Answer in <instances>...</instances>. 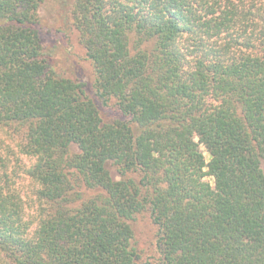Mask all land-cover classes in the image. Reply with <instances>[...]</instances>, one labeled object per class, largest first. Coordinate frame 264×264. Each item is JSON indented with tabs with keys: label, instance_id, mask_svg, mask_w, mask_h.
Returning <instances> with one entry per match:
<instances>
[{
	"label": "trees",
	"instance_id": "1",
	"mask_svg": "<svg viewBox=\"0 0 264 264\" xmlns=\"http://www.w3.org/2000/svg\"><path fill=\"white\" fill-rule=\"evenodd\" d=\"M48 2L0 0V264H145L144 213L155 264H264V0H73L91 83L51 64Z\"/></svg>",
	"mask_w": 264,
	"mask_h": 264
},
{
	"label": "rangeland",
	"instance_id": "2",
	"mask_svg": "<svg viewBox=\"0 0 264 264\" xmlns=\"http://www.w3.org/2000/svg\"><path fill=\"white\" fill-rule=\"evenodd\" d=\"M64 6L58 7L54 3L44 4L40 10L42 25L40 26L41 35L46 46L47 53L51 55V64L55 69L68 77H80L85 82L91 83L92 71L90 62L87 59L85 51L78 42L77 35L73 30V21L68 12L70 3L73 0H63ZM68 72V73H67ZM89 93L93 96L92 89ZM102 107V106H101ZM102 115L106 121L111 120L115 113L111 106L102 107ZM18 141L11 139L8 132L0 129V155L11 160L9 172L16 169V157L19 156ZM22 157V156H21ZM27 163V164H25ZM20 164L24 169L30 165L27 160H21ZM19 172V171H18ZM17 173V172H16ZM113 176L116 175L112 170ZM22 174L16 181L24 200L26 201L27 211L33 214L34 200L36 196L33 193V187L26 173ZM133 228L136 234V240L139 249L143 255L145 264H155V234L156 227L152 224L150 215L147 213L138 215L133 222Z\"/></svg>",
	"mask_w": 264,
	"mask_h": 264
}]
</instances>
